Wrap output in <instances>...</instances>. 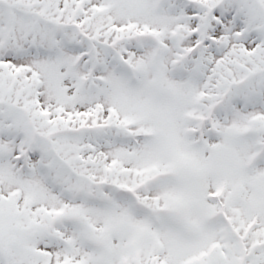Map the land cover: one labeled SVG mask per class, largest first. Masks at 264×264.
<instances>
[{"label": "snow or ice", "instance_id": "1", "mask_svg": "<svg viewBox=\"0 0 264 264\" xmlns=\"http://www.w3.org/2000/svg\"><path fill=\"white\" fill-rule=\"evenodd\" d=\"M0 264H264V0H0Z\"/></svg>", "mask_w": 264, "mask_h": 264}]
</instances>
